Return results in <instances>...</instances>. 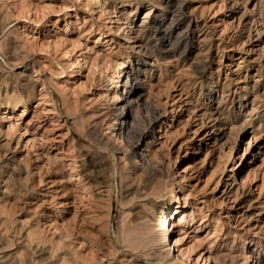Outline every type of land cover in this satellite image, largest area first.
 <instances>
[{
  "label": "rangeland",
  "instance_id": "374dc122",
  "mask_svg": "<svg viewBox=\"0 0 264 264\" xmlns=\"http://www.w3.org/2000/svg\"><path fill=\"white\" fill-rule=\"evenodd\" d=\"M100 1L0 0V264H181L156 263L124 242L144 194L156 216L172 201L192 214L173 233L189 264H241L240 249L259 234L249 225L257 212L264 220V63L256 52L264 50V0ZM176 3L193 31L181 47L186 57L165 54L161 39L142 33ZM120 22L151 42L143 99L163 115L151 157L164 160L165 177L111 157L91 135L112 131L105 95L115 66L103 56L124 37ZM200 48L207 65L197 78L191 64ZM210 94L239 133L231 157L213 158L205 136L211 124L200 115ZM230 158L252 203L247 223L230 219L219 199L218 165Z\"/></svg>",
  "mask_w": 264,
  "mask_h": 264
},
{
  "label": "bare ground",
  "instance_id": "6f19581e",
  "mask_svg": "<svg viewBox=\"0 0 264 264\" xmlns=\"http://www.w3.org/2000/svg\"><path fill=\"white\" fill-rule=\"evenodd\" d=\"M107 1L109 0L100 1V5L104 6ZM170 3H166L163 8L167 9L168 5L173 6V4ZM175 8L176 12L161 16L162 18L157 23H153L154 26L143 29L142 33L146 34L149 37L148 39H150V36L151 38L158 37V39H161L162 47H160V50L164 51L165 54H178L179 57H186L189 56V52H186L185 47H187L186 44L188 41L191 40L193 31L190 30L188 23L183 27V22L186 17L183 7L176 3ZM231 15V23L238 20L236 19L237 15L235 10ZM121 26H123V23H121ZM121 29L124 37H121V39H114L117 45L116 50H111L107 57L103 56L105 59L109 60L108 62L111 63H109L110 65L114 64L115 66V68L112 66L115 71L113 69L114 72H112L108 78L110 79V89L107 90L105 95V99H108L113 106L110 112V116L112 117L109 122V129L112 131L109 132L110 136L108 138L99 137L95 129L91 131V135L94 136L93 141L100 149L112 153L111 157L115 152H118L122 154V158L124 161H127V164L130 166H133L136 162H140L143 172L146 173L149 178H154V176L165 177L168 172L164 166V160L151 157V150L155 143L153 139L154 128L159 124L163 115L161 114L162 112L160 113V110H158L159 108L157 109V107L154 106L155 104L153 102L154 105L152 103L150 104V100L143 99V80L146 69L142 57L147 54L149 55V50L152 48L150 47L151 42L146 45L142 40L132 35L131 30H127L128 27H121ZM249 34L248 40H250L251 37ZM155 45L153 44L154 47ZM183 45H185L183 48L184 50L181 49ZM122 50L126 52V55H124L127 61L125 60V62H120L123 60ZM205 52L206 51L200 48L197 50V53L194 54L195 59L191 66H193L195 71L194 74L198 76L197 78L202 77L205 73L207 65L203 59L204 54H206ZM256 52L260 62L264 63V50L257 49ZM154 53L155 50L152 49V54ZM157 53H159V50ZM82 61L79 60V62ZM71 64L73 65L74 62ZM110 65L109 68L111 67ZM209 97L210 101L203 106L200 116L201 118L207 119L211 124V130L205 136L211 141L213 158H215V155L216 158H222L223 155L220 156L222 153L231 157L238 143L239 133L233 136V128L226 127V125H228L226 124L227 117L225 118L223 116L224 113H222L220 108V102H215L211 94ZM248 150L249 144L246 145L243 153H246ZM231 160V158L228 162L222 160V166L218 165L220 168V177L216 185L218 186L221 182L224 183V188L219 195V199H221L222 203H226L231 209L230 214H228L230 219L235 221V223H237V221L247 223L254 219L251 218L252 203L249 198H247L244 188L236 182L234 174L236 168L235 164H231ZM181 184L182 182L179 181L177 186L180 187ZM158 191L160 192V190ZM159 192L157 193V191H155L152 197L154 198L160 195ZM142 197L146 202L143 203L141 210L137 213V224L132 228L133 231L131 229L123 238L124 242H126L128 247L133 251H135V249L149 251L150 253H148V255L152 257L153 261L156 263L178 261L181 264H189L188 261L190 258L189 256L187 257L188 250L185 249L187 251L186 254L182 251L179 244L183 241L180 242L182 239H179V241L178 238L174 240L173 233L178 225H186L191 222L192 214L188 213L185 208L179 205L173 208L176 203L173 204L172 201L170 203H163L162 206H164V209L160 210L157 214L158 216H156V214H154L155 211L152 210V201L147 199L150 197V194H144L141 198ZM177 198L176 195L172 196V200H177ZM186 203L185 200L184 205H186ZM154 206L156 205L154 204ZM259 215L260 214L257 212V215L254 217L257 218ZM152 218H156L154 225H152ZM256 218L254 225L249 226L256 228L255 230L259 234L249 238L247 240V245L243 246V249H240V253L237 257L238 263L264 264V220L261 217ZM195 264H199L198 261Z\"/></svg>",
  "mask_w": 264,
  "mask_h": 264
}]
</instances>
